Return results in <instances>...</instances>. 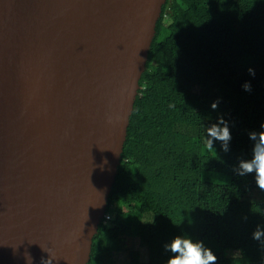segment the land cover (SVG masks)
I'll return each mask as SVG.
<instances>
[{"label": "water", "instance_id": "95a60500", "mask_svg": "<svg viewBox=\"0 0 264 264\" xmlns=\"http://www.w3.org/2000/svg\"><path fill=\"white\" fill-rule=\"evenodd\" d=\"M166 0H0V264H89Z\"/></svg>", "mask_w": 264, "mask_h": 264}, {"label": "trees", "instance_id": "16d2710c", "mask_svg": "<svg viewBox=\"0 0 264 264\" xmlns=\"http://www.w3.org/2000/svg\"><path fill=\"white\" fill-rule=\"evenodd\" d=\"M140 85L89 264H133L117 258L130 238L161 249L137 264H166L164 244L177 234L203 240L216 264H264L252 239L264 192L233 172L251 159L248 133L264 123V0H166ZM220 117L233 137L227 155L205 148Z\"/></svg>", "mask_w": 264, "mask_h": 264}, {"label": "clouds", "instance_id": "9594fccd", "mask_svg": "<svg viewBox=\"0 0 264 264\" xmlns=\"http://www.w3.org/2000/svg\"><path fill=\"white\" fill-rule=\"evenodd\" d=\"M249 74L255 76V70L249 68ZM245 92H251L250 82L242 85ZM219 101L213 102L211 107L215 110ZM260 131H250L248 139L251 142V159H239L233 166V172L239 177L252 176L256 187L264 192V123L260 125ZM207 141L205 148L207 151H220L230 154L232 151V132L229 122L220 117L217 122L207 125ZM107 211V210H106ZM106 213L104 217H106ZM245 219H247L245 217ZM252 239L259 241L264 247V225H257L252 233ZM164 251L169 253L166 264H216L217 255L210 247H206L203 240L194 241L190 236L177 234L171 241L164 244ZM43 264H53V257L43 261Z\"/></svg>", "mask_w": 264, "mask_h": 264}, {"label": "rangeland", "instance_id": "374dc122", "mask_svg": "<svg viewBox=\"0 0 264 264\" xmlns=\"http://www.w3.org/2000/svg\"><path fill=\"white\" fill-rule=\"evenodd\" d=\"M206 192H209L211 194H215L219 192L216 188L213 190L210 188H207L205 190ZM127 245L129 249H126V252L120 254L117 256L119 262H124V258L127 259L128 263L137 264L141 260L149 259V260H157L159 259L161 249L159 247L151 248L148 250L142 249L136 239H128ZM125 251V250H124ZM95 256L98 258H101V252L95 251Z\"/></svg>", "mask_w": 264, "mask_h": 264}, {"label": "built area", "instance_id": "2783aa9c", "mask_svg": "<svg viewBox=\"0 0 264 264\" xmlns=\"http://www.w3.org/2000/svg\"><path fill=\"white\" fill-rule=\"evenodd\" d=\"M107 218H109L110 216L109 215H106Z\"/></svg>", "mask_w": 264, "mask_h": 264}]
</instances>
